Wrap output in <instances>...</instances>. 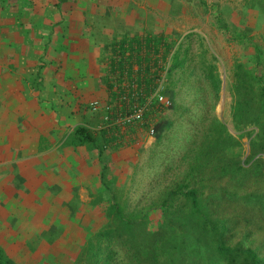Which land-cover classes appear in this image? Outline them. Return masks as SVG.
Wrapping results in <instances>:
<instances>
[{"label":"trees","instance_id":"obj_1","mask_svg":"<svg viewBox=\"0 0 264 264\" xmlns=\"http://www.w3.org/2000/svg\"><path fill=\"white\" fill-rule=\"evenodd\" d=\"M186 1L203 6L225 40L247 52V59L232 67L231 129L213 111L222 82L217 66L203 45L192 50L193 33L181 40L162 32L134 36L153 53L160 48L163 57L171 53L163 90L170 108L175 95L171 76L177 71L188 70V76L198 72L213 102H204L183 151L165 163L138 197H132L124 180L127 165L102 168L91 210L80 219L83 227L69 226L72 234L65 236L70 243L61 251V264H264V0L242 4L243 12L254 11L261 19V41L253 34L254 23H244L242 17L228 21L207 0ZM128 59L112 60L113 71L122 74ZM171 124L155 122L157 143ZM73 135L76 144L91 143L101 150L117 143L111 129L77 128ZM0 264L16 263L0 250Z\"/></svg>","mask_w":264,"mask_h":264},{"label":"crops","instance_id":"obj_2","mask_svg":"<svg viewBox=\"0 0 264 264\" xmlns=\"http://www.w3.org/2000/svg\"><path fill=\"white\" fill-rule=\"evenodd\" d=\"M7 1L0 2V250L39 264L59 259L69 226L83 227L102 168L124 164L137 146L101 150L76 144L73 134L100 129L102 111L90 104L113 97V46L138 20L135 9L119 6L120 15L107 0Z\"/></svg>","mask_w":264,"mask_h":264},{"label":"rangeland","instance_id":"obj_3","mask_svg":"<svg viewBox=\"0 0 264 264\" xmlns=\"http://www.w3.org/2000/svg\"><path fill=\"white\" fill-rule=\"evenodd\" d=\"M108 1L107 6H118L117 9L119 6H126V11L129 13L133 9L136 10L138 25L130 30L122 28L121 33L123 34L131 33L129 36H143L162 32L167 38L181 40L186 34L193 33L190 38L192 50L194 51L196 47L198 49L197 45L199 44L203 45L207 50L208 55L206 56L217 66L222 82L219 100L214 105L213 111L231 129L229 110L232 97L229 90L232 82V67L236 61L247 59L246 50L239 44L226 41L214 24L211 14L195 2H187L186 0ZM0 2L7 4L8 1L0 0ZM22 2L27 3V0H22ZM110 2L112 3L110 4ZM207 2L208 4H216L217 9L223 13V17L228 21L238 20L242 17L244 23L250 25L254 23L256 28L253 34L257 35L259 41L262 40L263 27L261 19L257 17V13L254 11L243 12L242 4L244 0H207ZM11 3L13 6H18L15 0H12ZM19 6H23V4ZM113 13H117V11ZM119 13L121 15V8H119ZM122 35L120 41L113 46V52L115 46L124 40ZM171 80L175 81L173 86L175 92L174 107L163 110L154 119L155 122L165 119L171 120V126L164 132L158 143L154 137L151 140L147 139L143 130L141 138L136 144L137 146H132L131 152L123 154L124 164L127 165L129 170V174L126 175L124 180L126 185L131 186L134 191L133 198L138 197L143 191L147 190L150 183L163 169L165 163L183 151L185 143H187L192 133L193 125L191 122L197 117L204 102H213L207 84L198 75V72L195 75L188 76V70L177 71L172 74ZM71 201L70 205L77 208L74 205L77 199L74 198ZM63 243L64 241L61 240L58 245L63 247ZM69 243L67 241L65 244L68 245ZM61 251L56 255L59 256L62 262L64 258ZM14 257L12 261H15L16 264H32L29 258L25 260L23 259L25 257L16 255V253H14ZM59 259L53 261L49 259L47 261L51 264H61Z\"/></svg>","mask_w":264,"mask_h":264},{"label":"built area","instance_id":"obj_4","mask_svg":"<svg viewBox=\"0 0 264 264\" xmlns=\"http://www.w3.org/2000/svg\"><path fill=\"white\" fill-rule=\"evenodd\" d=\"M133 39L132 36L127 37L115 46V64L121 57H129V62L124 64L122 74L119 71L113 73L114 94L110 102L101 107L98 102L90 104L91 110L102 111L100 129H111L112 134L118 138L117 143L138 144L143 130L145 137L151 140L155 137L154 119L172 104L171 99L163 93L168 79L171 53L163 57L162 48L153 53L152 47L149 51L142 38L138 40L139 46ZM134 50H137V54L133 53ZM130 137H134L133 142L129 140Z\"/></svg>","mask_w":264,"mask_h":264}]
</instances>
